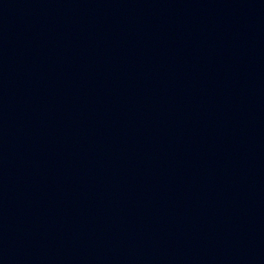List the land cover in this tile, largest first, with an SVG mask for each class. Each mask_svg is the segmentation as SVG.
I'll return each mask as SVG.
<instances>
[{
	"label": "water",
	"instance_id": "95a60500",
	"mask_svg": "<svg viewBox=\"0 0 264 264\" xmlns=\"http://www.w3.org/2000/svg\"><path fill=\"white\" fill-rule=\"evenodd\" d=\"M0 264H264V0H0Z\"/></svg>",
	"mask_w": 264,
	"mask_h": 264
}]
</instances>
